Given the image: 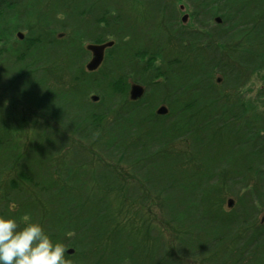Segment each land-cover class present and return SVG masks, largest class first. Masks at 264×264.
<instances>
[{
	"label": "trees",
	"instance_id": "16d2710c",
	"mask_svg": "<svg viewBox=\"0 0 264 264\" xmlns=\"http://www.w3.org/2000/svg\"><path fill=\"white\" fill-rule=\"evenodd\" d=\"M21 1L0 0V12ZM95 1L89 0L90 5L79 13L93 14L97 11L95 20L99 24L110 13L108 9L102 11V7L91 9ZM195 1L198 2L197 8L205 11L206 21L200 22L201 24L209 26L215 16H220L223 23L215 27L209 26L205 30L198 27V22L195 29L177 33L176 39L182 53L174 58L177 61H173V64L166 62L170 66L162 73L167 80H171L169 88L164 87L163 91L165 89L167 92L168 89L171 92V89L177 87L176 96L169 94L168 98L164 97L165 91L161 88L159 91L158 87L156 90L159 92L155 96H163L161 102H165L170 109L177 108L171 112L169 120L160 117L158 125L154 124L147 120V111L138 103L133 105L128 102L121 109L125 111L124 114L116 115L119 109L116 104L111 105L112 111L106 105L103 112H96L93 111L96 107L84 100L86 106L82 105L77 109L75 105L71 109L74 112L71 122L74 124L64 122L68 129L72 128V135L80 134L78 138L82 143L77 146L69 144L66 141L67 132L64 131V140L60 138L45 144L43 158L46 156L47 162L49 159L50 161L44 168L43 175L40 174L43 180L36 181L38 184L26 176L27 168L22 166L24 155H20L18 150L19 141L13 143L12 160L2 168L8 169L17 163L16 178L8 181L7 193L0 197V203H4L0 208V216L13 217L20 225L21 217L31 215L30 222L41 224L53 241L62 242L65 248L72 246L75 249L74 256L65 253L71 264H186L183 259L190 255L201 256L200 264H224L229 254L226 253L229 248L225 244L238 235L232 232L241 219L228 224L224 219L221 220L225 223V231H231L228 233L197 232L212 226L211 223H205L210 210L204 212L203 209L209 199L207 190L214 188L209 185L213 182L210 179L214 171L225 166L229 168L230 174L235 175L239 169L238 162L245 157L250 158L253 163L256 160L264 165V136H259L264 134V127L260 131L257 121L250 123L248 117L253 116L255 108L246 106L237 93L253 74L264 69V0ZM139 2L153 8L155 14L161 15L172 12L171 7L175 5L174 2L172 5H164L162 0ZM111 11L116 13L108 26L112 25L114 30L120 32L127 24L125 11L124 16L120 15L119 8ZM171 14L174 15L173 12ZM195 14L198 16V13ZM171 18L174 22L175 16ZM121 21L124 23L123 27ZM116 38L121 41L124 33L120 32ZM39 41L38 39L36 42ZM63 49L53 47L52 50L57 54H71ZM24 55L27 62H30V51H26ZM32 61L33 67L28 70L29 75L55 76L52 74L55 73L54 70L47 73V66H44L45 62L40 58L32 57ZM215 73L220 74V83L214 81ZM55 78L56 84L60 85L61 78L58 75ZM84 78L74 79L75 82L85 84L87 78ZM48 81V85L53 83ZM111 81L109 84L113 88L115 80ZM126 86L119 85L120 89L124 88V92ZM230 95H233L231 100L228 98ZM105 99L103 97L101 100ZM121 99L120 97L119 101ZM183 101L184 105H180ZM62 109L51 115L59 122L63 119L59 115ZM95 117L100 118V125L92 128L94 131L90 133L85 126ZM105 117L109 120L107 124L103 120ZM76 122L78 127L83 126L81 130L73 128ZM145 123H151L153 130L144 135L141 126ZM1 139L0 145L4 143ZM84 141L85 144L90 143L92 150L101 147L111 162L90 167L93 154L83 145ZM182 143L188 144V152L179 149ZM33 148L36 149V153H32L33 158L37 154L38 157L41 156L40 149ZM66 148H70L66 154L57 155V152ZM47 152L50 153L49 156L46 155ZM29 153L28 151L27 158ZM205 158H209L210 162L203 165ZM120 162L132 166L130 173L139 179L138 182L130 184L122 177L116 170V165L121 164ZM234 163L235 167H232ZM170 164L176 165V168L169 169ZM258 178L261 181L259 189L264 192V170L258 172ZM21 179H28L27 182L34 190L33 187L22 189L19 183ZM231 190L233 196L238 195ZM152 193L161 197L165 226L176 230L180 227L179 232H182V237L177 239L178 245L172 251L161 238V233L155 236L159 230L143 209ZM10 203H14L11 210ZM191 222L198 223L195 226L193 224L194 229L189 225ZM185 227L197 232H184ZM261 230V233H256L255 238L247 241L248 247L241 249L240 245H236L240 250L232 264H264V259L260 260L258 257V261L243 259V254L250 253L255 244L262 247L259 256L264 258V229ZM205 234L209 237L206 240Z\"/></svg>",
	"mask_w": 264,
	"mask_h": 264
},
{
	"label": "rangeland",
	"instance_id": "374dc122",
	"mask_svg": "<svg viewBox=\"0 0 264 264\" xmlns=\"http://www.w3.org/2000/svg\"><path fill=\"white\" fill-rule=\"evenodd\" d=\"M162 1L164 5L175 3L171 7L174 15L170 11L165 15L155 14L153 8L141 4L139 0H96L90 7L91 9L97 10L96 6L98 8L102 7V11L108 9L110 13L105 17V21L99 22V24L95 20L97 11H94L93 14H90V12L79 13L85 9V6L90 5L89 0H22L21 3L11 8L1 10L0 137L2 139H0L4 140V143L0 145V197L7 193L8 181L16 178L15 168L17 163H12L13 165L11 164L10 168L7 167L8 169L2 168L12 160L13 143L19 141V153L24 155L22 166L27 168L26 176H29L36 184H38L37 180H43L40 174L43 175V170L50 161L49 159L47 162L48 157L46 156L43 158L44 153L42 151L45 144H50L52 141L60 140V138L64 140V131L67 132L66 137L68 139L66 141L69 144L77 146L82 143V140L79 141L78 138L80 134L76 132L77 136L72 135V128L68 129L64 122L69 125L74 124L71 122V118L74 116L71 109L75 105L77 109H80L82 105L86 106L84 100L93 104L96 107V110L94 108L93 111L96 112H103L106 105L111 109V105L116 104L119 108L116 115H123L125 111L121 109L129 102L133 105L136 103L142 104L149 116L147 120L153 121L156 125H158L160 117L170 119L171 112L177 108L170 109L165 102H161V98L163 96L168 98L169 94L175 97L177 87L171 89V92H168V89L166 92L164 89V92L163 88H169L171 80H167L162 73L167 70L170 64H173V61H177L174 58L182 53L176 39L177 33L195 29L198 22L200 29L208 30L210 27L221 25L223 20L220 16H215L209 22V27L207 24L200 23L205 22L206 17L205 11L197 8V1ZM78 8L80 10H77ZM110 8L111 10L119 8L120 15L125 11L127 24L123 30H119L124 33V38L121 41L116 38V35H120V32L114 30L112 25L108 26L111 17H114L116 13L109 10ZM195 13H198V16ZM171 16H175L173 18L174 22ZM216 19L220 21L218 22ZM120 24L123 27L124 23L122 21ZM116 26L119 29L118 25ZM38 39L40 41L36 42ZM108 42H113V45L105 50L100 66L96 70H88L87 65L92 58L88 45H100ZM53 47L54 49H62L63 47L64 51H70L71 54L67 52L57 54L52 50ZM26 51H30V56H28V60L31 58L30 62H27L26 57L24 58ZM22 56L23 58L19 61L18 59ZM32 57L40 58L45 62L44 66H47V73L54 70L55 73L52 74L61 78L59 79L60 85L56 84L55 76L49 75L47 77L39 74L34 77L29 75L28 70L33 67ZM166 62H170V64L167 65ZM83 77L87 78L85 84L75 82L74 78L81 80ZM101 78H104V80ZM220 78V74H214L215 82ZM48 80L53 81V83L51 85L46 84ZM111 80H115L113 88L109 84L112 82ZM220 82L221 80L218 83ZM116 83L122 87L127 85L125 92L123 91L124 88L120 89L118 84L116 86ZM133 83L139 84L145 89V93L136 100L130 98V89ZM156 87L159 91L161 88L164 92L163 96L155 97L159 92ZM237 93L242 97L246 106L255 108L253 111L255 115H249V119H247L251 124L257 121V124H260L261 131L264 127V69L253 74L246 85L241 87ZM92 97H98L99 99L95 100ZM103 97H106V99L101 100ZM120 97L122 99L119 101ZM228 98L233 99V95L228 96ZM52 102H55L57 106ZM162 105L167 108V113L159 115L157 110ZM180 105H184V101ZM128 107L130 106L128 105ZM60 108H63L59 113L63 116L61 122L56 117L51 116L57 113ZM103 120H105V124L109 122L106 117ZM100 121V118L95 117L85 127L90 133H93L94 129L92 128L98 127ZM78 125L76 122L73 128H77ZM141 127V132L144 135L153 130L151 123H145ZM78 128L81 130L83 126L81 125ZM259 136H264V134ZM89 141L91 143V140ZM90 143L85 144V141L83 142V145L89 148L93 154L90 167L111 162L101 147L98 150L94 148L92 150ZM128 144H131V142ZM33 147L40 149L41 156L38 157L39 154H37L33 158L32 153H36V149ZM68 149L60 150L57 155L66 154ZM179 149H182V152H188L189 146L187 143H182ZM28 151L30 153L27 158ZM49 154L47 152L46 155L49 156ZM58 158L60 159V157ZM59 161L61 160H57V162ZM204 161L203 165H206L210 162V159L205 158ZM241 162H238L239 169H237L235 175L230 174L229 168L224 166L215 170L213 177L210 179L213 182L209 185L214 186V188L210 187L207 190L209 199L203 211L210 210V213L205 217V223L208 225L211 223V228L209 229L208 226L205 230L197 232L190 231L191 228L185 227L186 231H184L206 234L228 233L231 231H225L224 224H228V222L235 219L238 221L241 219L236 224L235 231L232 232L238 233V235L234 240L231 239L230 243L225 244V247L229 248L226 249V253L229 254L226 256L224 264H232V261L236 259L234 257L240 250L236 245H240L239 247L244 249L247 246V241L255 238L256 233H261V229H264V192L259 189L261 181L258 178V172L264 170V165H260L259 161L256 160L254 164L247 157L242 159ZM120 163L116 165V170L120 172L122 177L128 180L130 184L138 182L139 179L130 173L132 166H128L125 162ZM197 163L200 165L198 161ZM251 164L252 167L250 168ZM232 167H235V163ZM175 168L176 165H169V169L174 170ZM243 175H245L244 178ZM27 180H19L24 190L27 187H33ZM216 184L217 187H215ZM231 189L236 191L238 195L233 196ZM149 198L147 204L142 208L151 223L156 225L159 230V233H155V236L161 233V238L172 251V248L174 249L178 245L177 239L180 236L182 237V232H179L180 227H177L178 230H176L165 226L166 219L161 206V197L152 193L149 194ZM1 206H4V203H0V208ZM17 208L20 209V206H17ZM25 217H27V221L24 219ZM30 219L31 215L21 217L20 225L23 227L24 223L30 222ZM222 219L225 220V223L221 221ZM193 224L195 226L198 223L191 222L189 224L194 229ZM182 229L184 230V228ZM206 234L204 240L209 238ZM256 246L255 244V247L251 250L252 252L243 254L245 261H258V258L260 260L264 259L259 256L262 253V247ZM65 249L68 256H74L75 249L72 246H67ZM200 257L190 255L188 258L183 259V262L186 264H200Z\"/></svg>",
	"mask_w": 264,
	"mask_h": 264
},
{
	"label": "clouds",
	"instance_id": "9594fccd",
	"mask_svg": "<svg viewBox=\"0 0 264 264\" xmlns=\"http://www.w3.org/2000/svg\"><path fill=\"white\" fill-rule=\"evenodd\" d=\"M65 252L64 244L53 241L41 224L21 227L15 218L0 216V264H71Z\"/></svg>",
	"mask_w": 264,
	"mask_h": 264
},
{
	"label": "water",
	"instance_id": "95a60500",
	"mask_svg": "<svg viewBox=\"0 0 264 264\" xmlns=\"http://www.w3.org/2000/svg\"><path fill=\"white\" fill-rule=\"evenodd\" d=\"M218 22L220 21L219 19ZM22 38V36H20ZM113 45V42H108L105 44H96V45H88V49L92 52V58L90 63H88L87 65V69L88 70H96L100 64L103 61L104 58V53L105 50L109 47H111ZM220 81V79L218 80V82ZM145 93V89L139 85V84H132L131 85V89H130V98L131 99H137L139 97H141L143 94ZM93 99H99L98 97H92ZM157 113L159 115H164L165 113H167V108L162 105L161 107H159V109L157 110Z\"/></svg>",
	"mask_w": 264,
	"mask_h": 264
}]
</instances>
